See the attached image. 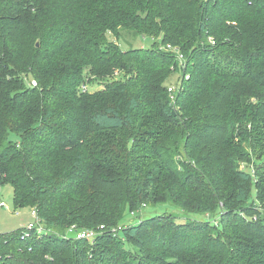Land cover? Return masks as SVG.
I'll use <instances>...</instances> for the list:
<instances>
[{
  "label": "trees",
  "instance_id": "1",
  "mask_svg": "<svg viewBox=\"0 0 264 264\" xmlns=\"http://www.w3.org/2000/svg\"><path fill=\"white\" fill-rule=\"evenodd\" d=\"M7 185L0 264H264V0H0Z\"/></svg>",
  "mask_w": 264,
  "mask_h": 264
},
{
  "label": "rangeland",
  "instance_id": "2",
  "mask_svg": "<svg viewBox=\"0 0 264 264\" xmlns=\"http://www.w3.org/2000/svg\"><path fill=\"white\" fill-rule=\"evenodd\" d=\"M122 39L117 40L113 36H110L111 40L119 44V46L124 50H128L130 47L135 48H149L152 46L154 41L150 39H146L144 41L143 39H135L136 37L132 34L130 35L127 32L122 33ZM161 46V48H164L165 46H162L160 43L158 44ZM180 80V74L175 73L172 78L168 80L167 85H169V88H176V85L178 84ZM178 86V85H177ZM103 89V86L99 84H83L80 88V91L83 92H96L101 91ZM13 140H17V136L13 135ZM253 199L255 198L256 191L253 190L252 192ZM13 188L10 185L4 186L0 188V203H5L7 208H1L0 207V235L1 234H7L18 230H25L28 229L29 225L35 224L36 218L33 215V209L27 208L22 210H16L13 203ZM173 209L171 206H147L144 210L143 218L152 217L155 215H176L177 212ZM133 215V214H132ZM131 216V215H130ZM136 216V215H135ZM199 219V217H197ZM138 223V218L133 219H127L126 223ZM47 231V230H46ZM38 233V232H37ZM66 238V236H65ZM69 239V238H66Z\"/></svg>",
  "mask_w": 264,
  "mask_h": 264
},
{
  "label": "built area",
  "instance_id": "3",
  "mask_svg": "<svg viewBox=\"0 0 264 264\" xmlns=\"http://www.w3.org/2000/svg\"><path fill=\"white\" fill-rule=\"evenodd\" d=\"M211 44L215 45V43L211 40ZM167 51L174 52L175 55H177L178 60L182 61L181 64L184 63V57L180 54L176 53V49L172 48L171 46L167 47ZM189 77H186L188 79ZM176 91V88H169V92L173 93ZM1 208H7L5 203H0ZM33 215L36 218L35 224L29 225L28 229L23 230L24 235L22 236V239L25 240L26 238L29 237L30 233L32 231H37L38 234H47L46 229L43 227L41 224V221L39 219L37 211H33ZM105 230V227L102 226L99 228V230H93V229H88V230H81L78 229L76 226H72L71 228L68 229V233L66 235V238H74L76 240H91L94 241L101 233L102 231ZM120 230V229H119ZM113 233L117 232V229L112 230Z\"/></svg>",
  "mask_w": 264,
  "mask_h": 264
}]
</instances>
